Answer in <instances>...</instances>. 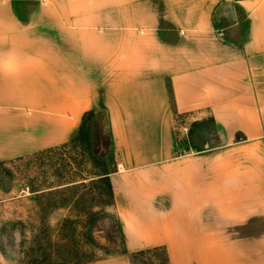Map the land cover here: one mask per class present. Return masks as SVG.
<instances>
[{"label": "crops", "instance_id": "0c3cea01", "mask_svg": "<svg viewBox=\"0 0 264 264\" xmlns=\"http://www.w3.org/2000/svg\"><path fill=\"white\" fill-rule=\"evenodd\" d=\"M89 115L123 251L87 264H264V0H0V163Z\"/></svg>", "mask_w": 264, "mask_h": 264}, {"label": "rangeland", "instance_id": "374dc122", "mask_svg": "<svg viewBox=\"0 0 264 264\" xmlns=\"http://www.w3.org/2000/svg\"><path fill=\"white\" fill-rule=\"evenodd\" d=\"M114 164L113 149L93 137L92 118L68 146L0 163V264H87L121 253V226L101 180ZM130 261L167 264L162 250Z\"/></svg>", "mask_w": 264, "mask_h": 264}, {"label": "trees", "instance_id": "16d2710c", "mask_svg": "<svg viewBox=\"0 0 264 264\" xmlns=\"http://www.w3.org/2000/svg\"><path fill=\"white\" fill-rule=\"evenodd\" d=\"M92 117H93V115H89L88 118H87L86 120H84V123H83V125H82L81 131H80V134L84 131V128H85V125H86L87 120H88L89 118H92ZM77 139H78V138H77ZM77 139L74 140L73 142L77 141ZM73 142H72V143H73ZM101 180L105 181V182L108 184V187H109V189H110L111 196H112V199H113V193H112V189H111V186H110V183H109V180H108V176L103 177ZM151 251H156V250H151ZM144 252H148V251H142V252H140V254H142V253H144ZM166 260H167V259H166Z\"/></svg>", "mask_w": 264, "mask_h": 264}]
</instances>
